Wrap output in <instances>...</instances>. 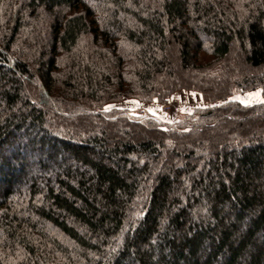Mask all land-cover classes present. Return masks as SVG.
<instances>
[{
  "label": "trees",
  "instance_id": "trees-1",
  "mask_svg": "<svg viewBox=\"0 0 264 264\" xmlns=\"http://www.w3.org/2000/svg\"><path fill=\"white\" fill-rule=\"evenodd\" d=\"M182 90L221 103L105 110ZM253 90L264 0H0V264H264Z\"/></svg>",
  "mask_w": 264,
  "mask_h": 264
},
{
  "label": "rangeland",
  "instance_id": "rangeland-1",
  "mask_svg": "<svg viewBox=\"0 0 264 264\" xmlns=\"http://www.w3.org/2000/svg\"><path fill=\"white\" fill-rule=\"evenodd\" d=\"M231 60L234 61L235 64H237V60L235 58L229 57L227 59V61H231ZM172 66L173 68L176 69L177 71L176 74H178L179 76L176 77V79L175 78L171 79L172 84L179 82V79H181V82H183V84L189 83V85H191L193 83L194 78L190 72H179L175 58L172 59ZM247 72H250V70H248ZM249 93H253V94L258 93V95L249 96L248 95ZM220 95L221 93L215 92V96H220ZM124 100H128V99H124ZM229 100H234L239 102L243 101L242 103L247 105L259 104L262 101L260 90H255V91L253 90L244 93H236L232 95L229 98ZM123 101L116 104H108L105 107V110L106 108L107 111L110 109H126L129 111L131 115H134L136 117L137 115L135 113L142 110L144 112V115L141 116L142 118L150 117L163 124H174L180 121L181 119H183L185 115L192 114L196 109H204L221 103V101H217L213 103L204 102L202 96L199 93L194 92L192 90L177 91L171 96L170 100H168L167 102L152 103L150 108L149 107L146 108L145 106L147 105L140 103L139 101H138L139 105L136 107L122 108L124 107V104H122ZM164 106H169L170 111L168 113L163 112L162 109ZM150 109L151 111H149ZM181 109H183V111Z\"/></svg>",
  "mask_w": 264,
  "mask_h": 264
},
{
  "label": "crops",
  "instance_id": "crops-1",
  "mask_svg": "<svg viewBox=\"0 0 264 264\" xmlns=\"http://www.w3.org/2000/svg\"><path fill=\"white\" fill-rule=\"evenodd\" d=\"M122 104H124V107H122V108H129V107H132L133 108V107L138 106L139 105V102L136 101V100H124ZM146 105H147V106H145L146 108H148V107L150 108L151 107V104H146Z\"/></svg>",
  "mask_w": 264,
  "mask_h": 264
},
{
  "label": "built area",
  "instance_id": "built-area-1",
  "mask_svg": "<svg viewBox=\"0 0 264 264\" xmlns=\"http://www.w3.org/2000/svg\"><path fill=\"white\" fill-rule=\"evenodd\" d=\"M162 110H163V112L168 113L170 111V108H169V106H164ZM135 114L137 115V117L140 116L139 118H142L141 116L144 115V112L142 110H140V111L136 112Z\"/></svg>",
  "mask_w": 264,
  "mask_h": 264
},
{
  "label": "snow or ice",
  "instance_id": "snow-or-ice-1",
  "mask_svg": "<svg viewBox=\"0 0 264 264\" xmlns=\"http://www.w3.org/2000/svg\"><path fill=\"white\" fill-rule=\"evenodd\" d=\"M248 95H249V96H252V95H258V93H256V94L249 93ZM242 102H243V101H242ZM262 102H264V101H262ZM106 110H107V108H106ZM181 110L183 111V109H181ZM149 111H151V109H150Z\"/></svg>",
  "mask_w": 264,
  "mask_h": 264
}]
</instances>
